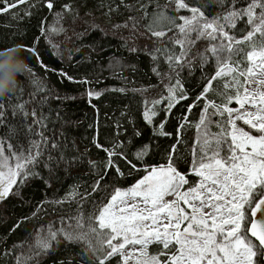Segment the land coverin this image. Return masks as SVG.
Returning <instances> with one entry per match:
<instances>
[{
  "label": "trees",
  "instance_id": "16d2710c",
  "mask_svg": "<svg viewBox=\"0 0 264 264\" xmlns=\"http://www.w3.org/2000/svg\"><path fill=\"white\" fill-rule=\"evenodd\" d=\"M47 2L29 0L0 14V50L18 45L38 53L37 57L21 48L32 71L19 77L15 95L3 101L0 139L5 142L6 155H28L35 151L34 141L41 153L28 166L27 177L18 178L12 193L0 201V264H94L96 257L83 242L59 234L51 248L40 252L38 241L48 237L49 230L71 231L80 215L87 223V217L107 204L116 188L135 185L147 174L145 168L167 166L173 145L174 165L188 175L189 184L197 181L191 174L192 150L198 135L195 125L206 103L197 98L217 67L215 58L209 55L202 62L199 53L216 41L197 40L188 58L178 65L168 57L184 50L175 43L184 39L183 34L175 27L169 31L171 25L166 21H154L166 0H52V9ZM186 2L200 7L209 20L225 15L233 3L246 5V0ZM166 14L191 15L184 9L176 11L171 3ZM180 23L177 19L176 24ZM150 25L167 35L152 36ZM248 27L244 20L237 21L230 34L239 37ZM237 59H243V54ZM177 81L187 99L169 109L168 88ZM221 84L215 81L213 89L222 91ZM89 91L100 95L90 97ZM180 92L177 88V95ZM208 99L220 103L213 91L208 92ZM154 101L161 102L153 105ZM20 104L27 116L19 111L13 114ZM190 105L195 106L189 111ZM229 106L234 108L235 102ZM146 112L155 113L151 123ZM161 122L163 132L170 135L159 134ZM181 124L185 125L182 129ZM211 130L217 131L214 124ZM178 139L182 142L177 143ZM104 149L122 153L112 157L122 176L105 169L109 157ZM141 151L145 154L138 160L135 154ZM97 181L99 188L94 191ZM158 249L152 245L149 252L157 254ZM109 264H120V257Z\"/></svg>",
  "mask_w": 264,
  "mask_h": 264
},
{
  "label": "snow or ice",
  "instance_id": "6c2138e0",
  "mask_svg": "<svg viewBox=\"0 0 264 264\" xmlns=\"http://www.w3.org/2000/svg\"><path fill=\"white\" fill-rule=\"evenodd\" d=\"M28 3L29 0H0V14ZM169 3L175 5L176 11L184 9L191 15H167ZM47 7L53 8L52 0H48ZM159 7L154 21H166L171 25L169 31L172 27L178 28L184 37L175 41L184 50L178 56H169L170 62L179 65L186 60L197 40L216 41L204 53H199L202 62H207L210 55L217 64L197 98L206 101L195 125L198 135L192 150L191 174L200 179L189 184L188 175L178 171L173 163L177 156L176 145H173L167 166L145 168L147 174L142 179L126 190L116 188L108 203L87 217V223L80 215L71 231L49 230L48 237L41 238L37 247L40 252H46L52 246L51 241L63 234L65 239L83 242L92 250L96 257L94 264H109L114 257H120V264H128L137 251L135 246H139L136 264H264V0H246L243 7L233 3L225 15L211 20L200 7L186 0H166L165 5ZM177 19L182 23L177 25ZM240 20L249 27L237 37L230 34V30L236 28ZM149 32L157 38L167 35L165 31H154L151 25ZM191 33L196 34L195 38ZM185 43L188 44L186 49ZM20 47L38 57L35 48ZM5 50H0V54ZM241 54L243 59H237ZM188 63L190 66L191 61ZM217 80L222 81L220 92L213 89ZM177 88H181L179 95ZM209 91L214 92L220 103L208 99ZM168 93L169 109L187 99L179 81L175 87L168 88ZM14 95L15 89L7 96H0V124L5 115L3 101ZM88 95L98 98L100 93L89 91ZM160 102L154 101L153 105ZM233 102L238 107H230ZM193 106H189V111ZM209 109H212L211 114ZM17 111L28 115L22 104L13 109V114ZM32 115L35 116V112ZM152 115L155 113H145L149 123ZM214 116L221 119L213 121ZM237 121L259 135L238 126ZM185 123H188L186 118ZM213 124L216 132L211 130ZM158 127L159 134L170 135L163 132L164 122ZM39 147L34 141L35 151L30 150L28 155L15 152L6 155L5 142L0 139V201L12 193L18 178L27 177L28 166L41 154ZM7 148L11 149L12 145L7 144ZM104 150L109 157L105 169H114L122 176L123 172L112 160L114 155L122 153ZM144 154L141 151L135 155L139 160ZM128 163L136 168L131 161ZM185 185H188L186 189ZM97 188L99 181L93 190ZM168 196L173 199L166 200ZM153 244L161 246V251L149 256L148 248ZM129 245L133 246L132 252H126Z\"/></svg>",
  "mask_w": 264,
  "mask_h": 264
},
{
  "label": "clouds",
  "instance_id": "9594fccd",
  "mask_svg": "<svg viewBox=\"0 0 264 264\" xmlns=\"http://www.w3.org/2000/svg\"><path fill=\"white\" fill-rule=\"evenodd\" d=\"M21 51V47L17 45L0 54V96L16 89L19 77L29 69V65L21 56Z\"/></svg>",
  "mask_w": 264,
  "mask_h": 264
},
{
  "label": "rangeland",
  "instance_id": "374dc122",
  "mask_svg": "<svg viewBox=\"0 0 264 264\" xmlns=\"http://www.w3.org/2000/svg\"><path fill=\"white\" fill-rule=\"evenodd\" d=\"M252 87H255V85H252ZM236 107H238V105L235 103V107H234V108H236ZM237 124H238V126L243 127L246 131H252V134H253V135H259V133H256L254 130H250V129L248 128L247 125H243L242 122L237 121ZM199 179H200V178L197 177V181H198ZM165 199H166V200H172L173 197H172V196H168V197H166ZM182 206H183V205H182ZM153 245H157V244H153ZM151 246H152V245H150L149 248H150ZM135 247H136L137 251L135 252V255L133 256V258H132L131 260H129L128 264H136V259L139 257V253H138V248H139V246H135ZM157 247L160 248V249H158V252L161 251V246L157 245ZM149 248H148V255H149V256L156 255V254H152V253H150V252H149ZM132 251H133V246H132V245L127 246V248H126V252H132ZM157 254H158V253H157ZM163 259H164V257H161V260H163Z\"/></svg>",
  "mask_w": 264,
  "mask_h": 264
},
{
  "label": "water",
  "instance_id": "95a60500",
  "mask_svg": "<svg viewBox=\"0 0 264 264\" xmlns=\"http://www.w3.org/2000/svg\"><path fill=\"white\" fill-rule=\"evenodd\" d=\"M257 219L259 218V214L257 215V217H256Z\"/></svg>",
  "mask_w": 264,
  "mask_h": 264
}]
</instances>
